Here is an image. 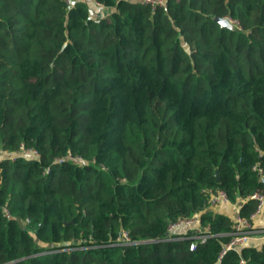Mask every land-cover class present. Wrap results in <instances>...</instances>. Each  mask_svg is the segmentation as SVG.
<instances>
[{"label":"trees","instance_id":"obj_1","mask_svg":"<svg viewBox=\"0 0 264 264\" xmlns=\"http://www.w3.org/2000/svg\"><path fill=\"white\" fill-rule=\"evenodd\" d=\"M71 2L0 0V264H264L210 204L264 195V0Z\"/></svg>","mask_w":264,"mask_h":264},{"label":"built area","instance_id":"obj_2","mask_svg":"<svg viewBox=\"0 0 264 264\" xmlns=\"http://www.w3.org/2000/svg\"><path fill=\"white\" fill-rule=\"evenodd\" d=\"M67 7L72 6L71 0H64ZM168 0H140V2L144 5L149 6L152 10H154L156 7H165L166 2ZM179 1V0H175ZM96 7L102 8L103 7L94 2ZM229 20V19H228ZM99 19L95 18V22H98ZM234 26L237 27V23L234 21L229 20ZM239 30V29H238ZM14 157H22V158H30V159H38L39 153L37 150L34 149H29L24 146H20L18 151L13 155ZM64 160H70V161H75L77 163H81L83 160L79 156H67L63 158H57L55 159L56 163H62ZM254 171L258 172L261 174V169L258 166H254L252 168ZM49 169L47 168L44 172V174H47ZM250 199L255 200L257 202V208L256 211L248 218L244 219L241 217H236L234 220V232L233 235L230 239V241L225 244L220 253H219V258H221L227 251L239 248L243 244L249 242V241H260L261 243L264 242V229H255L252 224L251 220L260 212L263 203H264V195L259 194V193H254L250 197ZM229 200L226 196V194L222 191H219L215 194H213L210 198V204L211 206H216L219 203H228ZM8 214L7 212H5ZM188 230L191 231L192 236L191 238L194 239L195 241H192L189 246L188 250L193 251L196 247V242L199 243H204L206 239L209 237L208 230L202 229L198 225V220L196 217H189V218H180L174 223L169 224L167 228V238L168 240H174V239H179L182 237H174V233H176L177 230ZM116 242L118 244H131V241L129 237L127 236L126 233H123L121 237L117 238Z\"/></svg>","mask_w":264,"mask_h":264},{"label":"crops","instance_id":"obj_3","mask_svg":"<svg viewBox=\"0 0 264 264\" xmlns=\"http://www.w3.org/2000/svg\"><path fill=\"white\" fill-rule=\"evenodd\" d=\"M240 201L234 204L231 203H219L216 206L211 207L216 212H219L221 214L227 215L231 217L232 219H235L237 217L238 208L240 205ZM251 224L255 229H264V203L260 210V212L251 220ZM254 242L255 244L260 245V241H249Z\"/></svg>","mask_w":264,"mask_h":264},{"label":"water","instance_id":"obj_4","mask_svg":"<svg viewBox=\"0 0 264 264\" xmlns=\"http://www.w3.org/2000/svg\"><path fill=\"white\" fill-rule=\"evenodd\" d=\"M213 21L219 25L220 28L228 29L230 31H235L234 25L225 17H214ZM215 178L218 181V173L216 172ZM167 236V232L165 234ZM63 246L66 245V243H62Z\"/></svg>","mask_w":264,"mask_h":264},{"label":"rangeland","instance_id":"obj_5","mask_svg":"<svg viewBox=\"0 0 264 264\" xmlns=\"http://www.w3.org/2000/svg\"><path fill=\"white\" fill-rule=\"evenodd\" d=\"M105 12H106V11H104V10L102 9L100 13H101V14H102V16H103V15L105 14ZM234 27H235V32H238V29H237V27H236V26H234Z\"/></svg>","mask_w":264,"mask_h":264}]
</instances>
